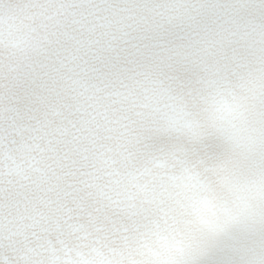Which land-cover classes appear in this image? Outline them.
<instances>
[{
	"label": "snow or ice",
	"instance_id": "obj_1",
	"mask_svg": "<svg viewBox=\"0 0 264 264\" xmlns=\"http://www.w3.org/2000/svg\"><path fill=\"white\" fill-rule=\"evenodd\" d=\"M0 264H264V0H0Z\"/></svg>",
	"mask_w": 264,
	"mask_h": 264
}]
</instances>
